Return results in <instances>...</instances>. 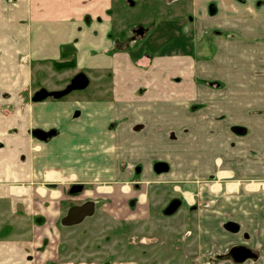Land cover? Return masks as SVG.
I'll return each instance as SVG.
<instances>
[{"label":"crops","instance_id":"0c3cea01","mask_svg":"<svg viewBox=\"0 0 264 264\" xmlns=\"http://www.w3.org/2000/svg\"><path fill=\"white\" fill-rule=\"evenodd\" d=\"M191 1L197 33L220 32L216 55L178 89L170 76L138 90L125 80L139 73L125 76L110 51L114 0H0V206L10 225L0 230V264H47L42 244L65 191L119 186L136 167L183 185L199 264H264V0ZM85 72L115 73L118 85L33 102ZM157 164L169 171L155 175Z\"/></svg>","mask_w":264,"mask_h":264},{"label":"rangeland","instance_id":"374dc122","mask_svg":"<svg viewBox=\"0 0 264 264\" xmlns=\"http://www.w3.org/2000/svg\"><path fill=\"white\" fill-rule=\"evenodd\" d=\"M114 16L119 32L112 38L110 51L122 55L125 76L130 71L139 73L125 80V85H134L138 90L165 85L163 79L170 76L169 84L178 89L188 79L183 74H193L197 63L216 55L215 42L219 37L211 32L204 37L197 33L191 0H114ZM137 27L144 28L143 37H134ZM145 53L154 57L150 68L148 60L142 58ZM194 56L199 60L196 63ZM75 76H70L67 84ZM89 76L90 86L76 93L89 97L100 89L111 90L117 78L115 73L99 80ZM133 173L116 187L87 186V193L77 198L68 196L69 189L65 191L67 199L61 203L52 235L42 244L47 264H199L194 212L185 206L170 216L165 213L172 199L183 197L178 190L183 185L165 183L163 177L154 179L145 171L139 177ZM137 181L139 192L132 184ZM105 189L111 192H102ZM86 200L96 203L94 215L78 226H63L61 219L69 208ZM128 200L135 202L134 210L128 207ZM6 213L8 207L0 206V230L10 227L8 221L4 222Z\"/></svg>","mask_w":264,"mask_h":264},{"label":"water","instance_id":"95a60500","mask_svg":"<svg viewBox=\"0 0 264 264\" xmlns=\"http://www.w3.org/2000/svg\"><path fill=\"white\" fill-rule=\"evenodd\" d=\"M89 84H90L89 78L85 74L82 73L76 76L71 81V84L62 92L50 93L46 90L39 91L38 93L35 94L33 98V102H41L49 98L61 99V98H64L70 95L72 92L85 90L89 86ZM233 131L235 134L239 136H244L247 133L246 129L240 128V127L234 128ZM155 170L158 174L166 173L168 172L169 167L166 164H158L156 165ZM81 190H82V187L78 188V190H75V188H73L71 191V194L78 193ZM178 206L179 204L177 202L171 204L165 212L166 215L170 216L174 214L177 211ZM94 213H95V205L93 203L86 204L84 206H79V207H72L67 212L66 217L63 218L62 225L65 227H73V226L80 225L83 223V221L86 218L92 217ZM226 228L232 231L239 229V227L233 223H228L226 225Z\"/></svg>","mask_w":264,"mask_h":264},{"label":"flooded vegetation","instance_id":"af4514ba","mask_svg":"<svg viewBox=\"0 0 264 264\" xmlns=\"http://www.w3.org/2000/svg\"><path fill=\"white\" fill-rule=\"evenodd\" d=\"M134 5V4H133ZM211 33L213 34V35H215V36H218V34L220 35V32H218V31H211ZM144 34H145V32H144V28H142V27H137L136 29H134V31H133V35H134V37L136 38V37H143L144 36ZM142 58H145V59H147L148 60V68H150L151 67V63H152V58H154L152 55H150V54H148L147 55V53H145V54H143V57ZM142 58L140 59V60H142ZM193 58V61L195 62H197V61H199L198 59H196L195 58V56L194 57H192ZM195 62V63H196ZM135 64H137V65H139L140 63H139V60H136L135 61ZM198 64V63H197ZM196 64V65H197ZM147 67H145V68H147ZM80 74H82V73H80ZM83 74H85V73H83ZM79 75V74H78ZM78 75H76V76H78ZM86 75V74H85ZM75 76V77H76ZM87 76V75H86ZM74 77V78H75ZM88 77V76H87ZM73 78V79H74ZM89 78V77H88ZM72 79V80H73ZM90 80V79H89ZM198 82V84H202V85H205V86H208V87H210V88H216V87H218V83L217 82H215V81H206V80H198L197 81ZM71 84V83H70ZM69 84V85H70ZM90 84H91V80H90ZM90 84H89V86H90ZM68 85V86H69ZM67 86V87H68ZM88 86V87H89ZM87 87V88H88ZM86 88V89H87ZM64 91V90H63ZM62 92V91H61ZM75 92H77V91H75ZM38 93V92H37ZM72 93H74V92H72ZM71 93V94H72ZM69 96V95H68ZM67 97V96H66ZM65 98V97H64ZM64 98H61V99H64ZM50 99V98H49ZM52 99H54V98H52ZM51 135V134H50ZM158 165V164H157ZM156 167V166H155ZM155 167H154V174L155 175H163V174H165V173H161V174H158L157 172H156V170H155ZM169 171V170H168ZM141 173H142V167H136L135 168V176L136 177H139V175L141 176ZM167 173V172H166ZM132 184H134V188L139 192L140 191V182L139 181H137V182H134V183H132ZM74 186H76V187H74ZM80 187H82V190L80 191V192H78V193H75V194H71V191H72V189L73 188H75V190H78V188H80ZM87 191H88V188H87V186H85V185H82V184H76V185H73V186H71L70 188H69V190H68V196L70 197V198H77V197H80V196H82V195H85L86 193H87ZM105 191L106 192H110V191H108L107 189H105ZM178 203L179 204V206H178V209H177V211H176V213L182 208V207H185L186 206V204H185V200H184V198L182 197V198H177V199H172L171 201H170V203L168 204V207L171 205V204H173V203ZM90 203H93L94 205H96V203H94L93 201H91V200H86L85 202H83V203H80V204H75V205H72L70 208H72V207H79V206H84V205H86V204H90ZM127 203H128V207L131 209V210H134L135 209V202L134 201H131V200H128L127 201ZM168 207H166V208H168ZM187 207V206H186ZM69 208V209H70ZM165 208V209H166ZM187 208H189V210L191 211V212H194V210H195V208L194 207H187ZM167 210V209H166ZM67 215V214H66ZM66 217V216H65ZM88 218H91V217H88ZM87 219V218H86ZM85 219V220H86ZM62 220L63 219H61V224H62ZM84 220V221H85ZM83 221V222H84ZM78 226V225H77ZM235 254V255H234ZM237 254L236 253H233V256H236ZM228 256L229 255H224V260H225V258H228ZM238 256V255H237ZM217 257V256H216ZM219 258V257H218Z\"/></svg>","mask_w":264,"mask_h":264},{"label":"trees","instance_id":"16d2710c","mask_svg":"<svg viewBox=\"0 0 264 264\" xmlns=\"http://www.w3.org/2000/svg\"><path fill=\"white\" fill-rule=\"evenodd\" d=\"M54 66H55L56 70L61 71V70H64V69L74 68L75 64L72 63V62H70V63H56ZM56 100H60V99H56Z\"/></svg>","mask_w":264,"mask_h":264},{"label":"built area","instance_id":"2783aa9c","mask_svg":"<svg viewBox=\"0 0 264 264\" xmlns=\"http://www.w3.org/2000/svg\"><path fill=\"white\" fill-rule=\"evenodd\" d=\"M9 3H13V0H8Z\"/></svg>","mask_w":264,"mask_h":264}]
</instances>
